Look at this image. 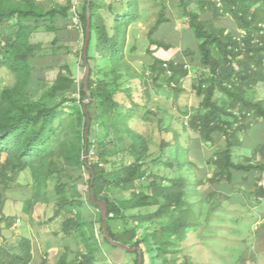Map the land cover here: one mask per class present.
Here are the masks:
<instances>
[{
  "label": "trees",
  "instance_id": "1",
  "mask_svg": "<svg viewBox=\"0 0 264 264\" xmlns=\"http://www.w3.org/2000/svg\"><path fill=\"white\" fill-rule=\"evenodd\" d=\"M114 3L119 10L111 13V27L98 12L96 1L90 0L89 5L90 101L86 112L92 123L90 110L95 111L102 131L92 143L91 125L87 138L84 137L86 119L82 107L87 96L83 78L78 81L68 64H51L55 57L72 51L76 42L72 36L74 31H81L84 45L87 0L81 11L74 6V0H64L48 9H43L35 0H0V26L6 25L0 30V70L7 69L15 78L12 87L0 90V183L3 184L0 206L8 182L14 175L28 171L36 200L47 203L49 195L54 198L47 221L62 219L59 232L63 237L71 231L85 234L86 222L81 216L84 204L98 211L90 201L92 188L95 199L106 202L111 239L138 247L142 253L141 264H157V261L192 264L187 259L174 262L180 252L179 245L196 229L197 220L193 204L189 202L190 182L182 173L190 164L173 130L169 148L173 146L174 153L164 165L178 174L169 177L152 172L148 182L136 185L148 166V142L129 125L138 104L132 88L120 80L127 29L139 19V14L137 0H114ZM179 5L181 18L197 40L201 65L195 88L201 102L195 114L188 117V128L206 142H213L217 134L225 141L224 147H218L207 160L213 167L209 181L231 184L237 174L264 175L262 161L253 162L248 157L242 162L232 161V150L241 145L239 133L247 132L253 123H264L263 101L248 95L249 90L264 85V0H179ZM108 9L111 11L112 5ZM208 11L211 18L204 19L202 14ZM74 16L78 26L72 22ZM223 16L233 19L235 30L226 31L213 25L212 19ZM167 21L160 14L149 32L151 45L168 48L152 37ZM39 32L52 35L48 48L33 42V35ZM92 35L94 49L107 61V69H99L96 58L91 55ZM81 64L84 65L82 58ZM50 69H57V73L48 82L43 71ZM149 71L155 88L160 87V77L169 74L167 87L174 94L183 91L179 85L188 75L185 64L155 58ZM133 75L129 80L138 78L137 74ZM34 82L41 86L37 92L30 88ZM160 129L169 131L170 127ZM161 146L164 147L162 140ZM92 150L96 162H89ZM257 151L263 159L264 146H259ZM70 170L89 174L86 199L78 189L77 180L69 175ZM51 180L54 183L49 192ZM113 188L128 191V198L113 197ZM253 194L257 200L264 199V185L256 186ZM97 215V222L101 224L99 211ZM161 220L166 221L164 227L150 230V226ZM116 221L123 222L118 230L113 226ZM138 229H142L140 235ZM18 247L23 256L14 257L12 264L22 257L30 260L29 241L21 239ZM88 248L89 259L92 252ZM130 254L133 264H137V252Z\"/></svg>",
  "mask_w": 264,
  "mask_h": 264
},
{
  "label": "rangeland",
  "instance_id": "2",
  "mask_svg": "<svg viewBox=\"0 0 264 264\" xmlns=\"http://www.w3.org/2000/svg\"><path fill=\"white\" fill-rule=\"evenodd\" d=\"M35 1L43 9L64 2V0ZM95 1L98 12L104 17L107 26L111 27V13L119 10L118 6L114 0ZM83 3L84 0H74V6L79 11L82 10ZM110 5L111 11L108 9ZM137 6L139 19L127 29L123 78L120 80L124 86L132 88V94L138 104L134 109V119L129 125L136 132L143 134L148 142V166L145 168L143 179L137 180L136 185L148 182L149 174L152 172L169 177L178 174L164 165L173 156L174 147L169 148V145L172 143L173 134L176 133L183 154L190 164L182 173L190 182L189 202L193 204L192 209L196 214L194 218L197 221L196 229L189 232L186 240L179 245L180 252L174 257V262L179 263L187 259L192 264H264V241L256 232L257 222L264 218V200L260 202L253 194L256 186L264 185V175L237 174L231 184L225 181L218 183L209 181L213 167L207 160L218 147H224V137L217 134L213 142H206L187 125L188 117L195 114L201 102V97L195 93L197 80L201 75V65L197 40L181 18L179 0H137ZM160 14L168 21L162 23L152 37L166 44L168 46L166 49L151 45L149 41V32ZM211 15V11H208L205 15L202 14V17L211 18ZM212 23L226 31L236 29L230 16L212 19ZM5 27V24L0 26V30ZM72 36L76 40L72 51L55 57L51 64H68L73 76L81 81L84 73L80 57L83 36L80 30L78 33L74 31ZM51 39L52 35L45 32L33 35V42L41 43L44 48H48ZM94 46L95 36L92 35L91 55L96 58L99 69H107V61L98 55ZM155 58L187 66L188 75L179 85L183 90L181 93L174 94L172 88L167 87L169 74L160 77L159 88L151 84L149 67ZM56 73L57 69L43 71L48 82L55 78ZM133 74H137L138 78L129 80ZM14 83V75L7 69H1L0 90L12 87ZM40 87L37 82L30 86L35 92ZM248 95L264 103V85L249 90ZM90 112L93 122L90 123L89 140L94 143L102 131L97 124L95 111L91 109ZM168 126L169 131L160 129H166ZM238 138L241 145L232 150L234 163L242 162L246 157L251 158L253 162H264V158L262 159L257 151L259 146H264L263 122L253 123L247 132L239 133ZM161 140L164 147L161 146ZM89 156V162L97 161L94 150ZM68 172L77 180L78 189L86 199V182L89 174L83 170ZM53 183L54 180L49 183V192L52 191ZM2 188L3 184L0 183V190ZM111 194L120 199L129 196L128 191L116 188L111 190ZM2 200L0 264H12L17 255L23 256L18 247L21 239H27L30 243V260L22 257L15 264H44V259L45 264H133L132 254L104 241L101 224L97 222L98 211L87 203L84 204L81 213L82 219L86 222L85 234L71 231L63 237L59 232L62 219L47 221L52 213L53 196L49 195L47 203L36 200L34 183L28 171L12 177L3 192ZM17 219L20 220L19 223L16 222ZM122 223L116 221L113 226L118 230ZM165 225L166 221L161 220L150 226V230ZM141 231L142 229H138L139 235ZM88 246L92 252L89 259L86 257ZM156 263L161 264L160 261Z\"/></svg>",
  "mask_w": 264,
  "mask_h": 264
},
{
  "label": "water",
  "instance_id": "3",
  "mask_svg": "<svg viewBox=\"0 0 264 264\" xmlns=\"http://www.w3.org/2000/svg\"><path fill=\"white\" fill-rule=\"evenodd\" d=\"M89 5H90V0H87V7H86V27H85V37H84V45L82 48V53H81V58L84 63V73H83V85H84V91L87 96V100L83 104V112L85 113V119H86V127L84 130V137L85 139L87 138L88 135V130L90 126V117L86 112V106L90 101V93L88 90V78H89V65L87 62V48H88V43L90 39V15H89ZM93 177L91 179V184H92ZM89 195H90V201L91 203L98 208V211L100 213L101 217V230L103 237L106 239V241L111 244L114 247L120 248L123 251L132 253V252H137L138 259H137V264H141L142 262V253L138 247H129L126 246L120 242L114 241L111 239L109 233H108V228H107V206L105 201H97L94 197V192L92 188L89 189Z\"/></svg>",
  "mask_w": 264,
  "mask_h": 264
},
{
  "label": "crops",
  "instance_id": "4",
  "mask_svg": "<svg viewBox=\"0 0 264 264\" xmlns=\"http://www.w3.org/2000/svg\"><path fill=\"white\" fill-rule=\"evenodd\" d=\"M233 29V28H232ZM260 202L264 199H258ZM259 230H262L261 232ZM257 236L264 241V218H260V221L257 222ZM43 263H46V259H44Z\"/></svg>",
  "mask_w": 264,
  "mask_h": 264
},
{
  "label": "built area",
  "instance_id": "5",
  "mask_svg": "<svg viewBox=\"0 0 264 264\" xmlns=\"http://www.w3.org/2000/svg\"><path fill=\"white\" fill-rule=\"evenodd\" d=\"M72 22H73L76 26H78V19H77L76 16H74V17L72 18ZM163 66L166 67V64H164ZM16 222L19 223L20 220L17 219Z\"/></svg>",
  "mask_w": 264,
  "mask_h": 264
}]
</instances>
